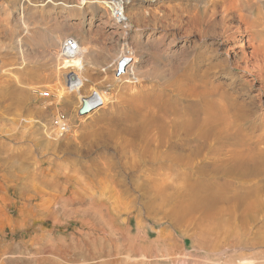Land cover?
Masks as SVG:
<instances>
[{"label": "rangeland", "instance_id": "rangeland-1", "mask_svg": "<svg viewBox=\"0 0 264 264\" xmlns=\"http://www.w3.org/2000/svg\"><path fill=\"white\" fill-rule=\"evenodd\" d=\"M28 1L51 3L40 8ZM60 2L72 0H0V10L13 18L22 3L28 6L27 12L43 10L29 16L22 28L17 22L11 23L10 31L0 28V264H217L264 251L260 247L220 255L221 251L212 250H220L229 235L193 219L176 221L172 214L177 207L178 187L170 186L164 191L168 198L154 200L155 204L151 197L142 202L143 191L129 183L138 173L123 167L130 164V158L117 154L108 140L118 131L116 122L126 117L131 96L149 93L155 98L190 66L196 67V62L201 63L202 71L212 65L216 68L210 69L207 77L213 85L219 84L225 97L210 105V114L216 119L210 121L212 126L206 124L210 143H234L231 137L239 135L241 139L243 131L256 130L259 134L260 125H264V0H242L248 21L261 34L256 36V43L261 45L259 59L254 64L249 61V71L242 69L243 51H252V34L246 26L236 34L235 61L225 69V50L234 45L214 39L215 28L204 25L205 43L215 44L199 45L192 51L186 48L188 43L191 46L192 37L176 39L169 46V55L175 50L183 52L166 58L171 61L169 65L149 48L159 35L156 25L162 22L165 7L161 4L165 0L121 1L129 21L127 30L115 28L99 5L75 9L66 21L59 19L66 23L59 30L41 17L65 10ZM179 3L170 0L167 5ZM73 23L76 29L67 27ZM59 34L62 39L73 37L82 49H89L88 60L63 61ZM170 35L159 50L167 47ZM248 41L250 48L240 47ZM15 42L23 46V55L14 51L11 44ZM216 44L221 47L214 52ZM201 52L205 59L198 61ZM73 74L78 75V81L75 83L74 78L68 87L67 77ZM94 90L108 93L107 105L79 116L80 98ZM46 92L53 96H45ZM209 98L206 102L211 104L214 98ZM222 102L229 105L225 104L227 113L222 112ZM55 112L69 118L67 134L53 131L50 121ZM263 221L245 233L235 227L234 234L248 243L257 242L264 238Z\"/></svg>", "mask_w": 264, "mask_h": 264}, {"label": "bare ground", "instance_id": "bare-ground-1", "mask_svg": "<svg viewBox=\"0 0 264 264\" xmlns=\"http://www.w3.org/2000/svg\"><path fill=\"white\" fill-rule=\"evenodd\" d=\"M121 1H119L120 3H116L115 0H72V2L68 3L60 2L59 5H62L65 10L51 14L46 13L41 18L47 20L49 23L52 22V27L55 26L59 30H62L66 27V23L64 22L65 24H63L61 21L69 19V16L75 9L83 10L84 5H99L108 17L107 20L111 22L115 14L112 12L114 11L112 5H114V7L122 10L125 14V20H128L125 13V5ZM169 1L165 0V3L161 4V7L165 8L162 9V22L156 25L158 26L159 35L156 36L152 43H150L152 45L149 46L156 57L163 58L170 65L171 61L167 62L166 58L171 55L176 56V54H181L183 51L175 50L174 53L169 55V46L175 43L176 39L184 37L193 38L191 46L188 45L189 43L186 45V48L190 47L192 51L197 46L200 47L199 45H204L200 48L214 45L215 43L213 44L212 41L206 44L203 35L204 26L214 27L216 31L214 39L222 40L224 44L231 41L233 43L232 46L234 45L233 47H229V49L227 48L226 52L224 51L226 60L223 63V68L225 66L228 67L232 61H235L233 49L236 47V34L244 30L243 26H246L247 32L250 31L252 34L249 40L252 43V46H250L252 51L246 53V51L242 50L245 52L243 59L244 67L242 69L249 71L248 63L252 61L254 64L259 59L258 54L261 45L260 43H256V36H261V34L248 21L242 0H178L180 3L174 7L167 5ZM48 2L32 3V1H28L29 4L40 8L44 7ZM26 6L22 3L19 7L18 15L14 18L9 13L0 10V28L10 31L12 29V22H17L16 25L19 24L21 28L24 27L29 16L31 17L36 14V10L27 12L29 9ZM108 9L110 13L107 11ZM42 11L41 9L36 12L40 13ZM3 16L5 18H1ZM59 19L62 20L60 21ZM62 25L63 27H61ZM67 27L72 30L77 28L74 23L69 24ZM168 34H171V38L167 47L159 50V45H162L164 38ZM57 37L58 40H61L63 35L59 34ZM64 39H62V42ZM249 41L244 42L240 47L250 48L248 45L250 44ZM11 45H14V51L18 55H23L22 45L16 44V42ZM78 45L79 52L77 56L70 59L73 63L80 60H88V56L91 53L89 49L84 50L80 44ZM147 46L148 44H146ZM220 47V44H216L213 51L220 50ZM59 51L61 55V49ZM243 52L241 53L242 55ZM48 53L52 56V52ZM200 55H202V52ZM200 55L198 56L199 58ZM56 57H58L57 54ZM198 57L197 59H199ZM203 57L202 55L198 61L204 60L205 58ZM62 59L63 61L68 60ZM235 64L237 63L235 62ZM194 65L196 67L190 66L187 70L185 68L186 71L181 73L180 77L177 78L178 80L169 86L170 89L168 87L164 88L165 90L155 96V98L149 93L139 94L140 96L138 95L137 97L131 96L132 98L129 101L131 104L127 106L126 113L124 112L126 117L124 116V119L116 122L118 131L112 133L113 135L108 140L114 145V151L117 154L124 156L126 159L130 158V164L125 163L123 167L138 173V175L129 178V183L131 186L143 191L141 195L142 202L145 200L149 201V197H151L155 204L154 200H164L166 196L164 191L170 186H174L176 189L178 187L175 196L178 199L177 207L172 214L176 221L193 219L194 223H207L213 226L215 230L229 235V241L220 246V250L217 249L218 247H211L213 248L212 250L215 252L221 251L220 255H227V253L234 254L237 251H245L247 249L256 250L260 247L263 248L264 238L259 239L257 242L251 241V243H248L245 239H241L237 233L234 234V228H240V231L245 233L248 227L259 220H264V125H260L259 134L255 130L257 132L256 135H254L256 132L253 130L240 131L241 139H239V135H236L240 133L238 131L235 134L236 138L233 139L231 137V140L235 141L234 143H228L227 140L221 142L218 140V142H215V145L212 144L214 142L210 143L212 140L210 139L206 124L210 121L214 122L216 119L214 117L215 120H213L212 112L209 110L214 103L224 101L225 97L217 86L219 84L213 85L207 77L209 70L216 68L212 67V65L209 68L204 67L205 69L202 71L201 63L196 62ZM217 66L219 67L220 65ZM72 77H76L77 79L78 75L73 74L69 77L71 83L74 81ZM1 79L2 77H0ZM221 88L223 89V87ZM106 94L108 93L100 90H94L90 93V97L96 96L94 104L96 103L99 106L93 108L91 112L107 105L108 101L106 102V100L109 97L107 98ZM89 96H82L80 100L89 98ZM208 97L216 100L209 98L212 101L209 104L207 103L209 102ZM182 102H184V105H182ZM206 103L211 106H206ZM222 103L224 107L219 104L217 106L223 107L225 111L222 109V112L224 113L229 105L224 102ZM217 109L214 111L216 112ZM219 111L221 112V110ZM209 125H211V122ZM212 135L211 138H215L216 135H213V137ZM216 138L218 139L217 136ZM215 139L213 140L216 141L217 139ZM183 168H186L189 172L184 173L185 170ZM181 169L184 171L182 172ZM118 182L119 184H123V182ZM166 197L168 198V195ZM231 235L233 239H230L232 238ZM227 257H231V255ZM245 263L264 264V251H255L254 256L241 255L237 259L228 258V261L218 262L217 264Z\"/></svg>", "mask_w": 264, "mask_h": 264}, {"label": "built area", "instance_id": "built-area-1", "mask_svg": "<svg viewBox=\"0 0 264 264\" xmlns=\"http://www.w3.org/2000/svg\"><path fill=\"white\" fill-rule=\"evenodd\" d=\"M115 1H116V3H120L119 1H121V0H115ZM112 7L114 8V11H112V12L115 13L113 16L114 18L112 17L113 18L112 19L113 25L116 27H119L120 29L127 30L128 20H125V14L122 12V10L120 8H119L120 9L119 10L117 7H114V5H112ZM107 11L109 12V9ZM60 49H61V57L62 58L71 59V58H74L75 56H77V54L79 52V45H78V42L73 37H67L63 40ZM72 78H75V83L78 81L76 79V77H72ZM68 79L69 78L67 77V86L71 87L73 83L68 82ZM44 94H45V96H47L49 98L53 96L49 92H46ZM95 98H96V96L93 95V97L89 96V98H84L82 100H88L94 104ZM82 100L79 101V107L82 105V102H81ZM94 106L97 107L98 105L95 103ZM50 124L52 126L53 131H55L58 135L67 134L70 131V127H71L69 118L63 112H55L53 114V116L51 117Z\"/></svg>", "mask_w": 264, "mask_h": 264}, {"label": "water", "instance_id": "water-1", "mask_svg": "<svg viewBox=\"0 0 264 264\" xmlns=\"http://www.w3.org/2000/svg\"><path fill=\"white\" fill-rule=\"evenodd\" d=\"M120 66V65H119ZM120 70L118 71V73H116V76H115V79H117L116 77L122 73L123 71V66L119 68ZM94 104L91 103L90 101L88 100H82V105L80 107V109L78 110V115L79 116H84L86 115L88 112H90L93 108H94Z\"/></svg>", "mask_w": 264, "mask_h": 264}]
</instances>
